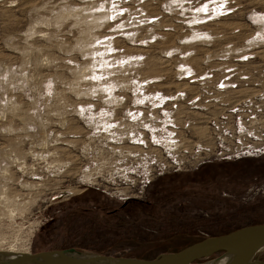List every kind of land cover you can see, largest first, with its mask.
<instances>
[{
	"label": "rangeland",
	"instance_id": "374dc122",
	"mask_svg": "<svg viewBox=\"0 0 264 264\" xmlns=\"http://www.w3.org/2000/svg\"><path fill=\"white\" fill-rule=\"evenodd\" d=\"M244 56L264 61V0H0V241L152 259L264 222L263 65L260 94L208 124L231 156L181 151L204 114L182 116L181 83L217 104Z\"/></svg>",
	"mask_w": 264,
	"mask_h": 264
},
{
	"label": "water",
	"instance_id": "95a60500",
	"mask_svg": "<svg viewBox=\"0 0 264 264\" xmlns=\"http://www.w3.org/2000/svg\"><path fill=\"white\" fill-rule=\"evenodd\" d=\"M264 250V222L206 237L185 248L152 259L107 254H80L74 248L37 252H0V264H194L222 253V264H264L257 258ZM216 262L217 260H213Z\"/></svg>",
	"mask_w": 264,
	"mask_h": 264
},
{
	"label": "built area",
	"instance_id": "2783aa9c",
	"mask_svg": "<svg viewBox=\"0 0 264 264\" xmlns=\"http://www.w3.org/2000/svg\"><path fill=\"white\" fill-rule=\"evenodd\" d=\"M250 58H254L255 59L257 57H255V56H249V57L244 56V58L239 59V62H232V63H227L226 62L225 64H223V62H221V66L223 65L224 68H225V70H226V71H223L224 72L222 74L223 77L218 81V84H220L219 87L222 88V89L219 90L218 87L215 86L216 83H215V85L213 83H211V85L215 86L214 88H216L217 90L221 91L220 94H219L220 95V98H219L220 99V102L217 103V104H216V102H214L216 100H213L212 101L210 98H205L202 101H200L201 100V98H200L201 94H200V91L199 90L203 86H210V84L207 81L202 80L198 84L199 86L196 85V84L195 85L192 84V80H190L189 82H182L181 84L183 86L178 90L179 93L184 94V96L182 98V102H181L182 104L180 105V109L181 110L184 109L183 111H185L182 114V116H185L186 118H189V117L191 118V116H188V114H187V112L189 110H191V109H197L198 110V109H203L204 107H209V106H212V107L215 106V107H218L219 108V107H221L220 105H222L223 108L226 109L229 106H231L232 104H225V102L227 101L225 99V97L228 94L232 93L233 91L239 90L240 88L241 89L246 88V89H251L252 90L250 99L248 98L247 101L243 105H240V106L237 105V106H235L232 109V111H230L229 114H226V115L232 116L233 115L232 112H234V111L242 108L244 105H246V103L249 100L252 99V96H256L257 91H255V90L256 89H259V88L254 89L255 85H258L259 83H256V82H253L252 81V83L250 84V82H248V81L249 80H252V79L253 80H258V78L260 76V70L262 69L261 67H262V65L264 66V61H262V60L260 62L256 63V64H250L249 65L248 63H251V62L254 61L253 59H250ZM220 61H222V60H220ZM251 66H252V69H255L256 70V72H252V70L250 69ZM203 77L205 78V76H203ZM233 77L236 78V80L234 82L230 81ZM230 83H232L234 89H226L227 85H229ZM221 84H223L224 86L221 87ZM237 84H240L242 86L241 87H237ZM249 85H251V86H249ZM184 86L185 87L186 86H189L191 88L183 89ZM189 92L191 94L190 95H187ZM216 97H219V96L215 95V98ZM202 102H204L205 104H202ZM174 106H179V105L176 104V103H174ZM224 114L225 113H222L220 111V113H218L216 117H219L220 115L221 116H224ZM213 119H214V117H213ZM182 120H183V123H185V124L186 123H188V124L194 123V125H193L194 134H191L189 136V138H183L181 140V151H182V154H183L182 155L183 158H187V160H188V157H191V156H193L195 154V152H196V149H195V147H196V144H195L196 138H197L198 141H202L203 142L202 144H205V145L208 144L207 145V149L204 150L205 152L203 154H200L199 155V156H201V158L203 160V161L201 160L202 162H204L205 161L204 159H206L209 156H215L214 157L215 159L217 157H220V158H228V157L231 156L230 154L224 155L225 153L220 156L219 150L217 149L218 146L215 144V140L210 143L209 137L207 136V134H208L207 132H209V130H208L209 129L208 124L210 122L209 123H200L198 121L195 122V120H193L192 118L190 120H188V121H187V119H182ZM262 122H264V113L262 114V116H260V117H258V118L255 119V123L256 124H254V125H256V127H258L260 125V123H262ZM201 126L207 127V130L204 133V135H206V136L204 138L200 137L201 135H199V133L195 129L196 127H201ZM263 129H264V126L263 127L261 126L259 128L260 131L263 130ZM186 134L188 135V132H186ZM257 138H259V140H261V141H264V135L263 136H257ZM175 142H176L175 144H177V141L176 140H175ZM211 144H214L215 146L213 147ZM260 144H264V143H260ZM262 148L264 149V146L263 147L258 146V149H256V150H260ZM225 152H227V151H225ZM245 152H249V151L246 150ZM170 155L171 154H169L168 156H170ZM245 155H251V154L249 153V154H245ZM245 157H247V156H245ZM195 160H196V158H195ZM200 162L198 163V165L202 163V162L201 163ZM172 164H174V162L168 164V167H169L170 170L172 169V168H170V166H172ZM191 168L192 167H190V168L188 167L185 170H189ZM173 169L176 172L181 171V168H179V167L177 168L176 166ZM170 170H168L167 172H171ZM30 233H31V231H30ZM27 239H28V237H27ZM25 243H27V242H25ZM27 244H30V243H27ZM23 250L24 251H22V252H30V249L29 248L23 249Z\"/></svg>",
	"mask_w": 264,
	"mask_h": 264
},
{
	"label": "bare ground",
	"instance_id": "6f19581e",
	"mask_svg": "<svg viewBox=\"0 0 264 264\" xmlns=\"http://www.w3.org/2000/svg\"><path fill=\"white\" fill-rule=\"evenodd\" d=\"M99 37V36H98ZM134 50V49H133ZM143 51V50H142ZM113 71V70H112ZM111 71V72H112ZM101 75V74H100ZM188 84V83H187ZM186 88H191V87H189V86H184V88L183 89H186ZM260 89H256L255 91H257V92H259L260 93V91H259ZM110 92V91H109ZM251 93H252V90L251 89H246V88H243V89H239V90H235V91H233L232 93H230V94H228L226 97H225V99L227 100L226 102H225V104H232L231 106H229L228 108H226V109H224L223 108V106L222 105H220L221 107H212V106H209V107H204L203 109H198V110H200V111H204L203 113V118H201L202 120L200 121V123H209V122H211L212 121V119H213V117H212V115L214 114V110H217V111H222V110H232L235 106H237V105H243L244 103H245V100H247L248 98L250 99V97H251ZM256 95H258V93L256 94ZM234 105V106H233ZM195 110H197V109H191V110H189L190 112H192V111H195ZM100 113V112H99ZM214 118H216V117H214ZM261 122V121H260ZM264 122H262V123H260V125H259V127H263L264 126V124H263ZM109 126V125H108ZM206 130H207V127H204V126H201V127H199L198 129H197V132L199 133V135H201L200 137H202V138H204L206 135H204V133L206 132ZM15 159H18V157L17 158H15ZM6 170H8V169H6ZM82 191V189H76V188H69V189H66V190H64V191H62L61 192V197H64V196H69V195H72V194H74V193H77V192H81ZM4 194H3V196L5 197H2V198H4V199H10V197L8 196V195H6V192H3ZM18 194V193H17ZM25 194V193H24ZM29 194V193H28ZM1 196H2V194H1ZM16 196V195H15ZM20 198V197H19ZM28 199H30V198H28ZM15 201V200H14ZM18 201V200H17ZM23 201V200H22ZM20 202V201H19ZM31 203V202H30ZM26 207V206H25ZM4 211V210H3ZM15 211V210H14ZM13 211V209L11 210V213H10V215H12V212H14ZM18 212V211H17ZM23 212V211H22ZM24 213V212H23ZM13 216V215H12ZM14 216H17V215H14ZM19 216V215H18ZM2 219V218H1ZM15 219V218H14ZM37 226V225H36ZM34 232V231H33ZM29 238H30V233H29ZM29 238L27 239V238H25L24 239V237L23 238H20V241L18 240V239H16L14 242H10V241H0V252L1 251H3V252H22V251H24L23 249H21V247L22 246H20V245H23V247L25 246V248L24 249H26V247H28L29 246V244H27V243H30V241H29ZM21 242V243H19V242ZM29 241V242H28ZM22 242H27V243H22ZM8 243H12L11 245L9 244V245H6V244H8ZM17 243V244H16ZM26 244H27V246H26ZM15 247V248H14ZM228 258V257H227ZM227 258L225 257V259L223 260V262H225L226 260H227ZM222 262V263H223ZM215 262L214 261H212V262H209L208 264H214Z\"/></svg>",
	"mask_w": 264,
	"mask_h": 264
},
{
	"label": "snow or ice",
	"instance_id": "6c2138e0",
	"mask_svg": "<svg viewBox=\"0 0 264 264\" xmlns=\"http://www.w3.org/2000/svg\"><path fill=\"white\" fill-rule=\"evenodd\" d=\"M221 7H223V5H221ZM207 5H205L204 6V8H203V11H205V12H207ZM197 11H200V9H197ZM224 85L223 84H221V87H223ZM145 127H147L146 125H145ZM138 143H141V144H143L144 143V141L143 140H139V141H137ZM156 143H159V141H155Z\"/></svg>",
	"mask_w": 264,
	"mask_h": 264
},
{
	"label": "trees",
	"instance_id": "16d2710c",
	"mask_svg": "<svg viewBox=\"0 0 264 264\" xmlns=\"http://www.w3.org/2000/svg\"><path fill=\"white\" fill-rule=\"evenodd\" d=\"M233 231V230H232ZM229 232H231V231H229ZM202 239H199V240H196V241H194V243H196V242H198V241H201ZM193 244V243H192Z\"/></svg>",
	"mask_w": 264,
	"mask_h": 264
}]
</instances>
